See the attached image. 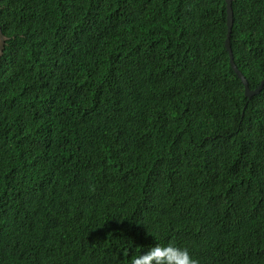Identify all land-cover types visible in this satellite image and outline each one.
Masks as SVG:
<instances>
[{"label": "trees", "instance_id": "1", "mask_svg": "<svg viewBox=\"0 0 264 264\" xmlns=\"http://www.w3.org/2000/svg\"><path fill=\"white\" fill-rule=\"evenodd\" d=\"M232 9L253 90L264 0ZM0 27V264H264V84L224 0H0Z\"/></svg>", "mask_w": 264, "mask_h": 264}, {"label": "clouds", "instance_id": "2", "mask_svg": "<svg viewBox=\"0 0 264 264\" xmlns=\"http://www.w3.org/2000/svg\"><path fill=\"white\" fill-rule=\"evenodd\" d=\"M131 264H200V262L191 256L186 247L169 243L155 244L147 252L134 257Z\"/></svg>", "mask_w": 264, "mask_h": 264}, {"label": "water", "instance_id": "3", "mask_svg": "<svg viewBox=\"0 0 264 264\" xmlns=\"http://www.w3.org/2000/svg\"><path fill=\"white\" fill-rule=\"evenodd\" d=\"M224 2H225L226 27H227V33H226V37L224 40L225 50L228 52L229 63H230L232 70L234 71V73L237 75V77L240 79L241 83L244 86L245 96L247 98H250L251 96L260 92V90L264 84V78L261 80V82L259 83V85L255 89L251 90L248 87L247 80L245 79L244 75L241 73V71L237 68L236 64L234 63L233 53H232L231 44H230V32H231V28H232V24H233L232 0H224ZM7 40H8V37L3 35L2 31H1V27H0V58L3 54V50H4L5 43Z\"/></svg>", "mask_w": 264, "mask_h": 264}]
</instances>
